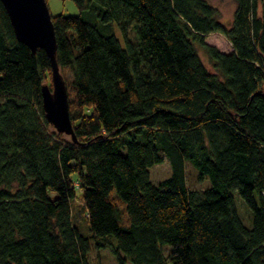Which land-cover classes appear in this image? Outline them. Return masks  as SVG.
<instances>
[{
    "label": "trees",
    "instance_id": "trees-1",
    "mask_svg": "<svg viewBox=\"0 0 264 264\" xmlns=\"http://www.w3.org/2000/svg\"><path fill=\"white\" fill-rule=\"evenodd\" d=\"M72 1L52 21L76 141L45 116L48 55L0 0V264H89L92 242L119 264H264V0H234L231 24L207 0ZM186 161L209 187L188 188Z\"/></svg>",
    "mask_w": 264,
    "mask_h": 264
},
{
    "label": "water",
    "instance_id": "water-1",
    "mask_svg": "<svg viewBox=\"0 0 264 264\" xmlns=\"http://www.w3.org/2000/svg\"><path fill=\"white\" fill-rule=\"evenodd\" d=\"M17 40L33 53L43 49L50 59L51 85L41 87L46 119L57 132L76 141L69 113L68 89L56 59L57 42L46 0H1Z\"/></svg>",
    "mask_w": 264,
    "mask_h": 264
},
{
    "label": "rangeland",
    "instance_id": "rangeland-1",
    "mask_svg": "<svg viewBox=\"0 0 264 264\" xmlns=\"http://www.w3.org/2000/svg\"><path fill=\"white\" fill-rule=\"evenodd\" d=\"M211 5L215 6L219 11V16L221 19L225 20L228 24H231L233 13L235 9L234 0H207ZM49 12L51 16H55L58 14L63 15H78L80 14V10L76 6V4L72 0H46ZM118 28V27H117ZM117 32V31H116ZM117 37L121 40V33L118 29L116 33ZM128 39L134 41L135 36L132 30H129L126 36ZM205 41L213 46H215L218 50L229 53L232 50V47L228 40L220 33L214 32L210 33L206 36ZM199 54L202 60L209 65L208 58L205 55L204 51L199 48ZM150 179L153 184L157 185L162 180L168 178L171 174V168L168 161V158L165 157L164 161L159 164L153 165L150 169ZM185 174H186V182L187 186L190 190H203L206 187L210 186V181L208 178L199 179L198 171L190 164V162H185ZM235 197V203L237 210L240 216L243 218L244 223L247 226L251 225L252 221V211L247 207V205L243 202V200L239 197L238 193L233 192ZM73 211L74 213V221L79 222V215L81 216L80 222L77 224L80 231L84 235H88V226L86 227V221L84 216L82 215L83 204L81 199L78 197L73 200ZM105 238H101L100 240H104ZM113 245H116V241L113 238ZM100 244L103 241H99ZM89 254V264H119L116 256L113 253V248H97L94 246ZM163 250L166 256H168L170 252V246H163ZM125 264H133L128 258ZM167 264H171L169 260H167Z\"/></svg>",
    "mask_w": 264,
    "mask_h": 264
}]
</instances>
